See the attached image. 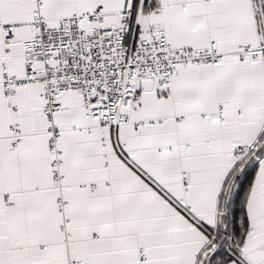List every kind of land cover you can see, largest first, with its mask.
Segmentation results:
<instances>
[{
    "label": "snow or ice",
    "instance_id": "obj_1",
    "mask_svg": "<svg viewBox=\"0 0 264 264\" xmlns=\"http://www.w3.org/2000/svg\"><path fill=\"white\" fill-rule=\"evenodd\" d=\"M0 264H264V0H0Z\"/></svg>",
    "mask_w": 264,
    "mask_h": 264
}]
</instances>
